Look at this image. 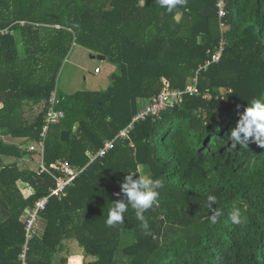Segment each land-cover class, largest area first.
I'll return each mask as SVG.
<instances>
[{"label":"trees","instance_id":"1","mask_svg":"<svg viewBox=\"0 0 264 264\" xmlns=\"http://www.w3.org/2000/svg\"><path fill=\"white\" fill-rule=\"evenodd\" d=\"M216 1L186 0L169 13L155 0H0V264H264V148L229 146L250 101L264 102V0H233L232 11L226 0L223 33ZM221 36L220 59L198 71L193 93L160 119L138 121L132 147L118 140L87 165L86 152L97 153L128 125L141 102L162 89V77L185 89ZM73 44L105 56L117 72L104 90L60 94L64 117L53 130H69L70 140L50 131L44 162L87 166L49 196L37 217L41 232L32 227L27 239L28 213L56 181L7 163L4 157L31 152L2 136L28 146L39 140ZM140 166L162 181L157 203L143 222L129 206L122 224L108 226L112 203L126 200L120 182L130 172L142 176ZM209 195L221 212L216 223ZM233 208L239 225L229 219ZM167 233L174 235L167 240ZM68 240L82 252L59 255Z\"/></svg>","mask_w":264,"mask_h":264},{"label":"built area","instance_id":"2","mask_svg":"<svg viewBox=\"0 0 264 264\" xmlns=\"http://www.w3.org/2000/svg\"><path fill=\"white\" fill-rule=\"evenodd\" d=\"M216 8L218 13L219 27L221 32H225L228 28L227 24L223 20L227 14L226 10V0H217ZM58 27V26H56ZM225 46V38L221 36L218 41L217 46L214 49V52L210 54V60L206 61V63L202 66H199L198 70L195 73V76L191 78L185 89H175L170 86L169 81L162 77V89L155 95H152L147 100L143 101L139 110L135 115L131 118V121L126 125L113 139L105 140L103 146L100 147L97 153L93 154L89 151L86 152L89 157V161L87 165L92 162L94 159L98 157L105 156L111 149L115 147V144L118 140H127L130 142V146H133V143L130 139V133L133 131L135 124L138 121L144 120L147 117H153V119H160L161 113L168 109L174 107L178 104L182 95L185 92L193 93L195 91V84L197 80L198 71L203 68L205 69L210 62H217L220 59L222 51ZM98 72V69L95 70ZM61 97L57 92V89L51 91L48 101H47V112L44 123L41 127L40 138L37 142L30 144L27 147V150L30 152H35L39 157V164L37 168L38 173H46L54 178L56 181V187L51 188L48 195L40 197L31 208L28 213L26 219V237L29 239L31 237L30 230L34 225L35 220L38 217V213L40 210L44 209L46 203L48 201L49 196L55 195L58 193H62L66 186L70 185L76 176L83 171V169L87 166L77 167L73 166L67 160H56L53 163L46 165L44 162V151H45V139L48 136V133L53 130V127L56 126L61 119L64 117V112L61 109H58V105L60 104ZM21 257L24 259V255ZM23 264H26L23 261Z\"/></svg>","mask_w":264,"mask_h":264},{"label":"clouds","instance_id":"3","mask_svg":"<svg viewBox=\"0 0 264 264\" xmlns=\"http://www.w3.org/2000/svg\"><path fill=\"white\" fill-rule=\"evenodd\" d=\"M156 4L171 13L178 5H182L186 0H155ZM243 134V137H241ZM251 137V141L249 140ZM229 146H246L249 143H255L264 148V102L259 98L250 101L240 118L236 122V126L230 130ZM133 177H136L135 179ZM162 181L152 179L151 177L140 176L135 172L125 175L124 180L120 182L121 192L125 195L126 200H118L112 203L106 218L108 226H115L124 222V214L128 211L129 206L135 212L138 220L144 221V213L153 207L158 200V189L162 188ZM216 197L209 195L206 200V208L210 212L209 219L212 223H216L221 212L214 209ZM229 219L233 224L241 223V212L239 208H233ZM146 226V225H145Z\"/></svg>","mask_w":264,"mask_h":264},{"label":"rangeland","instance_id":"4","mask_svg":"<svg viewBox=\"0 0 264 264\" xmlns=\"http://www.w3.org/2000/svg\"><path fill=\"white\" fill-rule=\"evenodd\" d=\"M229 7L233 9V0H228ZM17 39H19V33L16 32ZM20 54L23 55V48L19 45ZM100 70L99 73L95 72V68ZM117 72V66L108 59H98L93 57L86 48L73 44L71 50L65 60L63 61L59 72L56 77V89L58 94H71L78 90H104L110 83V75ZM30 155H28L29 157ZM35 160L39 162V158L35 157ZM35 169L38 168V164L34 165ZM141 175L147 177V174L141 169ZM41 221L37 219L34 222L33 231L41 232ZM174 233H167L166 239L168 240ZM165 240V241H167ZM64 249L60 251L59 255L78 254L82 252L81 247L74 240H68L63 243ZM59 260V256H56L55 262Z\"/></svg>","mask_w":264,"mask_h":264},{"label":"crops","instance_id":"5","mask_svg":"<svg viewBox=\"0 0 264 264\" xmlns=\"http://www.w3.org/2000/svg\"><path fill=\"white\" fill-rule=\"evenodd\" d=\"M96 69H98V68L96 67L95 70ZM99 72H100V70L98 69V72H96V73H99ZM142 103L143 102H141V105H142ZM1 106H2V104L0 103V107ZM2 139L7 144H17L19 147H21L22 150L28 151L27 150L28 145H27V143L25 141H23V139L12 138V137L7 136V135L2 136ZM28 155H30V156L28 157ZM35 157H38L37 154L31 152L30 154H25V155H23V156H21L19 158L12 157V156L4 157V160L7 163H13V162L16 161L17 165L21 169L22 168H29V169L37 170V169H35V166L34 165L39 164V162L35 160Z\"/></svg>","mask_w":264,"mask_h":264},{"label":"water","instance_id":"6","mask_svg":"<svg viewBox=\"0 0 264 264\" xmlns=\"http://www.w3.org/2000/svg\"><path fill=\"white\" fill-rule=\"evenodd\" d=\"M204 38H202L203 40ZM93 57H96L98 59H105V56L103 55H93ZM53 133L55 134H59V139L62 141V142H68L70 140V131L69 130H66V129H62V130H52ZM242 197H244V195H242Z\"/></svg>","mask_w":264,"mask_h":264}]
</instances>
